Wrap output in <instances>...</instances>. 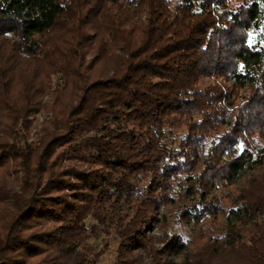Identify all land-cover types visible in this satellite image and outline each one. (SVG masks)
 <instances>
[{"label": "trees", "instance_id": "16d2710c", "mask_svg": "<svg viewBox=\"0 0 264 264\" xmlns=\"http://www.w3.org/2000/svg\"><path fill=\"white\" fill-rule=\"evenodd\" d=\"M230 3L0 0V264H94L99 229L115 264H264V185L216 194L264 166V0ZM178 201L223 238L161 233Z\"/></svg>", "mask_w": 264, "mask_h": 264}, {"label": "rangeland", "instance_id": "374dc122", "mask_svg": "<svg viewBox=\"0 0 264 264\" xmlns=\"http://www.w3.org/2000/svg\"><path fill=\"white\" fill-rule=\"evenodd\" d=\"M251 0H231V7L238 8ZM92 58V54L88 55V60ZM207 82L211 80L207 79ZM251 87H243L237 90L236 94L238 104L250 95ZM50 96H46L44 101L50 100ZM51 112L46 109H40L30 116V122L32 124L31 139H36L37 134L40 133L45 121H47ZM264 185V166H260L251 173L245 175L238 183L227 185L218 190L216 194L220 199L221 205L228 210L236 201H242L241 198L245 196H251L256 194L259 189ZM183 207L182 202H176L171 206L165 208L167 214V221L161 226L159 230L161 233L166 232L169 235L173 233H181L190 248L191 251H196L215 239H222L226 229V213L218 215L217 217L208 218L197 225H189L186 222L179 220L176 214L180 208ZM108 226L105 228L107 229ZM99 229L92 237L87 239L88 245L94 249V252L98 254L94 259V264H115L117 261V245L118 242L114 240L110 232L102 231ZM256 231L251 227H247L243 231L246 240H249L252 233ZM163 244L157 243L158 247H162ZM232 253L220 255L217 262L220 264H227V260L231 257ZM235 255V254H234ZM233 255V256H234ZM235 257V256H234Z\"/></svg>", "mask_w": 264, "mask_h": 264}]
</instances>
